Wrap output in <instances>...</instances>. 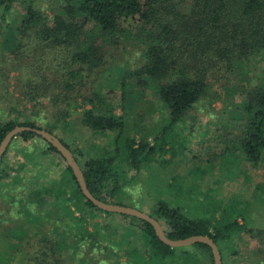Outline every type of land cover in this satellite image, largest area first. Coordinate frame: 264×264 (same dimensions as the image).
<instances>
[{"label": "trees", "instance_id": "1", "mask_svg": "<svg viewBox=\"0 0 264 264\" xmlns=\"http://www.w3.org/2000/svg\"><path fill=\"white\" fill-rule=\"evenodd\" d=\"M54 2L55 8L49 12L31 3L25 5L10 45L19 51L33 50L30 64L41 74V81L26 82L28 98L45 97L56 107L52 121L43 116V124L30 116L0 119V139L15 124L44 128L71 150L95 197L134 206L126 190L133 174L127 172L138 169L139 162L150 159L153 151L161 155L168 146L159 139L162 130L154 134L153 142L145 136L136 139L125 127L122 111L115 112L110 103L103 105L98 89L86 91L91 70L101 56L95 57V36L117 42L118 32L128 35L130 28L136 29L143 60L121 75V83L125 76L133 75L152 86L170 120H175L204 94L209 71L224 83L251 54L260 53L264 59V0ZM8 8L5 2L1 19ZM90 27L96 29L94 36ZM123 92L124 87L119 109L126 100ZM242 94L244 122L238 140L245 157L257 163L264 150V80L242 88ZM73 111L83 126L98 133L110 131L107 143H91L84 149L64 130L59 133L58 123L64 128ZM14 137L43 141L32 143V149L24 148L22 158L14 164L3 160L9 143L0 156V198L3 201V195L11 194L17 203L7 246L0 249V264H9L15 250L23 255L25 264H212L210 247L204 242L170 246L157 237L148 221L95 206L81 192L60 153L39 134L22 130ZM56 157L63 165H57ZM158 185L153 188L148 213L168 237L201 233L216 242L220 230L214 221L189 215L173 198L176 196L166 194L170 189L181 192L172 178L159 189ZM8 212L7 206L0 208V224Z\"/></svg>", "mask_w": 264, "mask_h": 264}, {"label": "rangeland", "instance_id": "2", "mask_svg": "<svg viewBox=\"0 0 264 264\" xmlns=\"http://www.w3.org/2000/svg\"><path fill=\"white\" fill-rule=\"evenodd\" d=\"M5 2L9 8L4 19L0 18V119L30 116L43 124V116L52 121L51 114L56 107L45 97L28 98L26 82L41 81V74L33 71L30 64L33 50L19 51L10 45L25 5L31 3L49 12L55 8V2L0 0V12ZM89 31L94 36L96 29L90 27ZM136 32L135 28H130L128 35L118 32L117 42H111L103 35L95 36L98 47L95 57L98 53L101 56L91 70V81L86 86V91L98 89L103 105L110 103L115 112L122 111L125 127L136 139L145 136L153 142L154 134L162 130L159 139L165 140L167 150L161 155L153 151L150 159L139 162L138 169L127 172L133 174V182L126 190L134 199V206L148 213L151 197L155 194L153 188L160 183L159 189L172 178V182L181 187V192L174 193L170 189L166 194L176 196L173 198L189 215L207 216L220 230L215 243L221 264H264V150L254 163L245 157L238 140L244 122L240 104L242 88L264 80L262 55L251 54L224 83L209 71L204 94L183 115L170 120L167 108L161 106L152 86L133 75L125 76L126 83H121V75L137 68L143 60ZM34 47L40 52L38 44L34 43ZM122 87L126 100L124 108L119 109ZM95 104L99 105L96 101ZM71 116V122L64 128L58 123L56 130L59 133L64 130V134L74 138L77 146L84 149V145L91 143H107L110 131L98 133L83 126L76 111ZM42 141L39 137H32L29 142L14 137L5 149L3 160L14 164L22 158L24 148L32 149V143L42 144ZM56 161L58 166L63 165L58 157ZM3 196L5 200L0 198V208L7 206L9 212L0 224V249L7 246L12 213L17 204L11 194ZM17 251L9 264H25L23 255Z\"/></svg>", "mask_w": 264, "mask_h": 264}, {"label": "water", "instance_id": "3", "mask_svg": "<svg viewBox=\"0 0 264 264\" xmlns=\"http://www.w3.org/2000/svg\"><path fill=\"white\" fill-rule=\"evenodd\" d=\"M22 130H31L37 134H39L44 140L49 142L52 146L56 148V150L60 153L61 157L63 158L64 162L70 167L71 172L81 190V192L97 207L101 209H105L108 211L119 212V213H126L137 216L148 221L154 230V233L157 237L164 243L170 246H179V245H188L194 241H201L206 243L210 247L211 255H212V264H221V258L219 250L216 246V243L213 239L208 236L207 234L201 233H194L189 234L184 237L178 238H170L168 237L165 232L163 231L159 221L151 216L144 210H141L135 206L116 203L111 201H104L98 197H95L87 188L82 170L78 162L75 160L71 150L52 132L44 128H39L35 126H30L26 124H15L11 128H9L2 138L0 139V156L4 151L5 147L9 143L10 139L14 137L18 132Z\"/></svg>", "mask_w": 264, "mask_h": 264}, {"label": "clouds", "instance_id": "4", "mask_svg": "<svg viewBox=\"0 0 264 264\" xmlns=\"http://www.w3.org/2000/svg\"><path fill=\"white\" fill-rule=\"evenodd\" d=\"M139 190V189H138Z\"/></svg>", "mask_w": 264, "mask_h": 264}]
</instances>
